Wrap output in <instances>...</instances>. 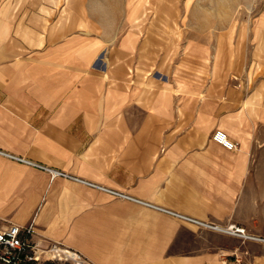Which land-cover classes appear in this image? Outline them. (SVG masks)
Returning <instances> with one entry per match:
<instances>
[{
	"label": "crops",
	"instance_id": "crops-1",
	"mask_svg": "<svg viewBox=\"0 0 264 264\" xmlns=\"http://www.w3.org/2000/svg\"><path fill=\"white\" fill-rule=\"evenodd\" d=\"M82 3L0 0V229L32 223L35 242L92 264H264L224 230L255 236L263 221L264 94L175 72L147 78L145 39L130 30L141 10L123 6L115 26L118 8L82 20L91 13ZM259 13L249 41L237 33L235 45H264ZM217 129L238 148L214 141Z\"/></svg>",
	"mask_w": 264,
	"mask_h": 264
},
{
	"label": "rangeland",
	"instance_id": "rangeland-1",
	"mask_svg": "<svg viewBox=\"0 0 264 264\" xmlns=\"http://www.w3.org/2000/svg\"><path fill=\"white\" fill-rule=\"evenodd\" d=\"M82 4L91 7V13L83 14L82 20L91 16L103 21L106 14L98 13L97 6L118 8L119 12L113 14L115 26L120 21L123 6L141 10L139 17L130 20V30L138 32L145 39L144 66L147 78L160 73L161 76H170L175 72L180 76L186 74L193 81L214 90L227 91L236 87L247 95L264 94V45L234 43L237 33L238 41L240 38L249 41L251 24L262 16L259 12L264 0H83ZM66 16L72 18L73 14L66 13ZM202 25L208 30L196 29ZM201 32L208 37L207 46L192 44V40ZM235 55H238V61L243 62L241 68L239 62L236 64L238 67L235 65ZM133 69L134 66L130 65V70ZM262 209L263 221L256 229L258 235L246 232L248 237H244L243 229L240 234L233 233L232 229L236 228L232 226L224 229L242 235L239 238V252L247 257L246 260L254 254L259 260L264 256V207ZM205 223L208 226H198L201 229H220L213 223ZM225 240L226 246L238 244L237 240L234 242L227 237ZM241 261L244 263L245 258ZM33 264L72 263L45 256Z\"/></svg>",
	"mask_w": 264,
	"mask_h": 264
},
{
	"label": "built area",
	"instance_id": "built-area-1",
	"mask_svg": "<svg viewBox=\"0 0 264 264\" xmlns=\"http://www.w3.org/2000/svg\"><path fill=\"white\" fill-rule=\"evenodd\" d=\"M212 139L229 150H235L238 148V143L232 140L229 135L221 129H217L213 133ZM0 153L4 152L0 151ZM8 155L19 161H23L25 163L32 164L50 171L53 176H69L67 173L51 169L50 167L38 163H34L28 159L20 158L10 154ZM89 184L94 185L93 183ZM101 188L109 191L115 196L131 198L130 196L119 191L107 189L105 187ZM159 208L187 221L196 223L198 225L208 226L207 223L199 221L192 217L175 213L162 207ZM34 226L35 225L32 223L28 226H19L16 224H12L5 229H0V264H33L41 260L45 256H48V258L57 259L65 263L92 264L80 252L74 251L72 249H67L59 243H54L44 247L35 242L33 239V235L35 233ZM232 232L240 234L243 231L236 228L234 230L232 229Z\"/></svg>",
	"mask_w": 264,
	"mask_h": 264
}]
</instances>
